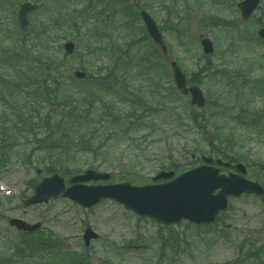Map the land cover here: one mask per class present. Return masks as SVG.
I'll return each instance as SVG.
<instances>
[{
  "label": "rangeland",
  "instance_id": "374dc122",
  "mask_svg": "<svg viewBox=\"0 0 264 264\" xmlns=\"http://www.w3.org/2000/svg\"><path fill=\"white\" fill-rule=\"evenodd\" d=\"M23 1L26 0H0V43L3 44L0 47L23 46L21 65L41 56L35 52L40 42L35 44L34 39L37 34L45 33L50 36L43 40L49 43L47 56L54 59L51 67L58 66L59 74L69 80H79L74 76L77 70L88 75L97 74L101 67L106 71L115 59H122L131 63L135 85L148 93L150 88L158 89L169 97L170 89L175 90L170 67L174 59L194 80L192 82L201 86L207 101L215 104L219 87L227 91L229 88L224 81L233 78L236 84L232 85V93L228 91L232 96L235 97L238 89L244 90L246 97H253V110L264 108V39L258 35V30L264 27V0L247 21L241 18L237 6L242 0H129L131 11L124 13L108 0H91L90 4H96L83 14L92 15L94 20L90 31L80 24L81 34L70 21L80 16L78 9L90 5L88 0H29L43 2V7L29 16L27 33L18 26V7ZM142 9H147L163 29L169 49L166 59L160 57L156 62L158 72L147 73L149 62L142 60L148 51L157 50L139 17ZM203 36L214 43L211 55H204L202 51L200 40ZM69 40L76 45L70 54L64 48ZM89 44L93 45L91 49H88ZM119 45L120 51L117 50ZM127 46H131L128 52ZM153 60L158 61V57ZM29 64L33 66L32 62ZM209 67L227 73L225 77L219 72L208 76ZM11 76L15 81L19 78L15 74ZM5 97L0 96V129L3 112H7L4 122L17 119L12 108L13 98ZM171 98L177 100L171 104L175 106L173 112L169 111L166 118L160 117L149 128L146 124L136 131L123 130L127 133L103 131L101 140L108 137L110 153L97 158L90 154L77 156L71 161L74 163L70 168L72 172L66 175L59 172L66 183L69 184V178L76 174L74 169L84 172L91 161L101 163L99 171L110 172L112 177L86 184L118 182L122 175L116 168L119 159L134 169L133 177L152 183L159 171L168 170L164 165L174 161L178 172L198 166L202 163L201 156H212L210 141L213 138L226 141L235 136L241 143L228 153L245 156L248 176L264 183V115L262 122L255 125L251 119L239 118L244 114L242 107L231 104L228 108L222 106L225 113L213 119L209 114L212 110H222L221 107L209 103L205 111L198 110L191 107L189 97H181L180 101L176 95ZM192 110L196 119L204 116L202 124L187 119ZM216 124H224V131L218 130ZM9 127L6 135L0 131L1 137L14 146L9 149L12 158L0 161V264H67L65 250L75 253V259L85 258L87 264H264V204L253 195L230 199L228 209L215 223L205 227L186 221L165 227L111 199H103L91 208L62 196L48 203L26 206L25 201L33 195L35 185L48 176L40 164L45 152L39 150L43 143L33 136L32 131L36 129L24 128L20 133L14 126ZM42 132L39 135H44ZM192 154L197 157L193 159ZM12 218L41 223V227L24 235L10 224ZM88 226L100 237L86 247L82 236ZM40 245H44L41 252L32 253L34 247L38 249ZM49 245L56 247L48 248ZM19 248H23L24 253H20Z\"/></svg>",
  "mask_w": 264,
  "mask_h": 264
},
{
  "label": "trees",
  "instance_id": "16d2710c",
  "mask_svg": "<svg viewBox=\"0 0 264 264\" xmlns=\"http://www.w3.org/2000/svg\"><path fill=\"white\" fill-rule=\"evenodd\" d=\"M88 1L90 4L91 0ZM108 2L112 5L115 4L118 10L123 13L131 11L129 0H118V2L117 0H108ZM95 4L92 2L85 8L78 9L80 16L71 19L70 22L77 27L79 34L82 31L80 24H84L82 28H85V30H91L90 24L93 22L94 17L92 15L88 17L87 14L83 13L93 9L92 7ZM147 5L149 6L148 2ZM45 36L50 37L43 33L42 35L37 34L34 39L35 44L40 42L39 46L37 45L38 50L35 52L38 55L41 53V56H35V59L29 62H32L33 66L29 63L21 65L23 62V46L17 44L16 46L20 48L14 50L16 46L1 48L3 46L1 44L0 96L4 99L6 98L5 96L13 98L14 105L12 108L15 109L14 114L17 119L9 123L4 122L3 117H7V112H3L0 131L6 135L9 132V126H14L15 130L18 129L20 133L24 128L36 129L32 132L39 143H43L39 150L45 152V159L40 164H43V170L47 175L57 172H62L64 175L69 174V172H72L70 171L71 165L74 164L71 161L79 155L90 154L97 158V156L109 154L110 152L108 151L111 146L107 144L106 140L108 137L101 140L103 131L127 133L123 130L136 131L142 126L145 127L146 124V127L149 128L151 124L159 121L160 117L166 118V114L169 111L173 112L172 108L175 106L172 107L171 104L177 103V100L171 98V95H176L178 101L182 97L174 89H170L169 97L167 94H162V91L158 89L150 88L149 93L141 89L140 86L135 85L132 81L134 75L131 73V63L123 62L122 59L117 61L115 59L113 66L106 67V71L101 67L97 74L89 75L82 81L73 78L69 80V78L59 74L58 66L51 67L54 59L51 56H47L48 53L46 51L49 49L47 47L49 43L43 40ZM92 47L93 45H88V49ZM130 48L131 46H127L126 52ZM117 50H122V47L119 45ZM152 51L154 52L148 51L146 56H142V60L149 62L146 68L147 73H150V71L158 72V64L156 62H159L160 57L165 59L167 57L158 49H153ZM43 53L45 54L44 57H42ZM155 56L158 57V61L153 60ZM143 71L146 73L145 70ZM216 72H219L220 76H224L227 73L223 69L217 70L209 67L206 74L210 76ZM12 74L18 75L19 78L15 81L11 76ZM141 75L142 73L139 76ZM143 75L145 76V74ZM160 75L162 76V73ZM216 94L215 104L211 103L220 108L224 104L225 92L219 87V91ZM194 113L192 110L187 119L195 124L197 122L202 124L204 116L201 115L196 119ZM256 113L257 118L263 116L261 112L257 111ZM220 114V111L212 110L209 116L215 119ZM42 129H44L43 132L41 131ZM200 129L203 130L202 128ZM39 132L44 135H39ZM98 139L101 141L98 142ZM5 140L7 139L2 138L0 135V161H9L12 158L9 149H11L10 146H14L10 145L11 142ZM210 144H212L211 146L218 156L226 158L227 155L221 151L224 141L220 137L217 139L213 138ZM46 160L49 162L44 164ZM117 162L118 174L123 175H120V181H130L134 184L145 183L137 177H133L135 174L134 169L123 163L122 159ZM173 162L164 165V167L167 166L170 169L177 170V165L174 166ZM101 167V163L91 161L88 168L100 170ZM74 170L75 173L81 172V169ZM19 251L23 252V249L19 248ZM68 260V264H83L82 261L75 259L72 255L69 256Z\"/></svg>",
  "mask_w": 264,
  "mask_h": 264
},
{
  "label": "water",
  "instance_id": "95a60500",
  "mask_svg": "<svg viewBox=\"0 0 264 264\" xmlns=\"http://www.w3.org/2000/svg\"><path fill=\"white\" fill-rule=\"evenodd\" d=\"M260 1H240L238 7L242 19L248 20L259 6ZM40 7L41 4L30 2H25L20 6L19 26L23 31L28 30V15ZM141 16L147 32L155 44L167 53L163 35L156 21L147 11H142ZM258 33L264 37V28H261ZM201 44L205 54L213 53L214 45L209 38L202 39ZM74 48L75 44L71 41L65 44V49L69 53H72ZM170 64L177 90L183 95L190 94L192 105L199 108L203 107L206 100L201 88L188 86L187 76L177 62L171 61ZM75 75L84 78L86 73L76 71ZM203 159L208 163L207 165L189 170L177 177H174V172L162 171L155 179H171L170 181L144 186L132 185L129 182L86 185L83 182L108 180L111 177L110 173L88 169L83 174L72 177L70 179L71 185L66 187L64 177L60 174H54L45 177L36 186L34 194L27 199L25 204L47 203L51 198H58L60 195L86 207H92L102 199H113L141 216L154 218L166 225L179 223L183 219L198 224H209L216 219L222 210L227 209L230 195L238 196L244 192L263 194L264 189L258 182L248 180L235 173L228 176L221 174L219 168L211 165L213 159L207 157ZM218 163L222 164L220 160ZM236 168L241 173L246 174L243 164H238ZM216 190H218L217 193H215ZM10 223L19 229L28 231H34L40 227L39 223L31 225L21 219H11ZM93 238H98V234L88 227L84 234L86 245H89Z\"/></svg>",
  "mask_w": 264,
  "mask_h": 264
},
{
  "label": "flooded vegetation",
  "instance_id": "af4514ba",
  "mask_svg": "<svg viewBox=\"0 0 264 264\" xmlns=\"http://www.w3.org/2000/svg\"><path fill=\"white\" fill-rule=\"evenodd\" d=\"M238 157L240 158V160H242V162L247 163L245 156L238 155ZM233 165H234V163L230 164V166L228 167V171L227 172H230V171L234 170V166ZM247 168L249 169L248 165H247ZM262 185L264 186V183H262ZM259 198L262 199V201L264 203V200H263L264 196L263 197H259Z\"/></svg>",
  "mask_w": 264,
  "mask_h": 264
}]
</instances>
